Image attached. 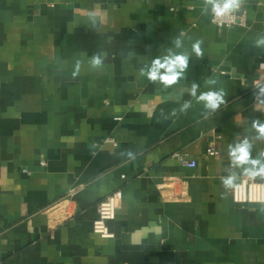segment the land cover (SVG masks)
Returning <instances> with one entry per match:
<instances>
[{"label":"crops","instance_id":"0c3cea01","mask_svg":"<svg viewBox=\"0 0 264 264\" xmlns=\"http://www.w3.org/2000/svg\"><path fill=\"white\" fill-rule=\"evenodd\" d=\"M242 7L243 25L220 26L204 0H0V264H264V203L235 202L221 179L242 171L237 135L264 150V0ZM169 49L189 67L165 89L140 69ZM209 78L226 93L213 113L190 95ZM117 189L103 238L97 205ZM64 201L72 215L54 224Z\"/></svg>","mask_w":264,"mask_h":264},{"label":"clouds","instance_id":"9594fccd","mask_svg":"<svg viewBox=\"0 0 264 264\" xmlns=\"http://www.w3.org/2000/svg\"><path fill=\"white\" fill-rule=\"evenodd\" d=\"M242 0H204L205 6H211V12L214 17L221 18L226 17L229 14L239 10ZM204 13H207V7L202 9ZM175 47L180 48L182 41L177 37L174 41ZM202 40L197 39L192 44V52L195 53L197 58L203 57L201 49ZM254 46L264 49V36L258 37ZM105 55L101 52L94 53L89 59L88 63L93 70H99L104 65ZM189 54L186 52L176 53L169 49V54L164 57H156L152 60L150 67L141 68L140 75L146 76L147 79L153 83L159 82L165 89L175 85L178 81L184 77L185 71L189 67ZM81 61H76V68L72 73L73 78L80 74ZM163 70V71H162ZM218 81L214 78H209L205 81V86L208 87V91L200 92L197 96V91L200 85L196 82L191 84L190 95L196 99L198 103L202 102L204 108L209 113L216 112L222 104H225L224 99L226 93L223 88L214 89V86ZM259 91L254 92L257 99L264 96V85H257ZM191 106V101L186 102L180 108V112L186 113L187 109ZM172 115H176V110H172ZM252 127L256 129L257 135L255 140L264 141V121L256 118L252 120ZM238 143L228 145V156L231 161L232 168H239L242 171L237 174L231 172L230 175L222 179V184L226 189H235L238 187L236 180L241 176L255 179L256 177L264 178V150L260 151L258 155L252 157L253 143L246 137L243 140H239V136L235 137ZM129 158V161L135 159V154L131 150H125Z\"/></svg>","mask_w":264,"mask_h":264},{"label":"built area","instance_id":"2783aa9c","mask_svg":"<svg viewBox=\"0 0 264 264\" xmlns=\"http://www.w3.org/2000/svg\"><path fill=\"white\" fill-rule=\"evenodd\" d=\"M211 18L214 23L220 26L243 25L245 23V12L243 11L241 3L239 10L229 14L228 16L216 18L211 12ZM261 67L264 70V63L261 64ZM261 85H264V82ZM262 97L263 96L259 99L255 97V100H261ZM208 153L215 155L218 152L214 148H210ZM179 158L189 167H195L197 165L196 160H189L181 154H179ZM236 184L238 187L233 189V198L235 202L240 204L264 203V181L257 178L251 179L242 176ZM123 197V191L121 189H117L105 196L97 205L98 216L94 220L93 231L103 238L114 237V234L109 228V222L115 220L117 217L119 208L123 202ZM64 203L65 201L57 203L51 207V209L57 211V214L52 219L54 224L60 223L72 215L70 213V207L68 208V204Z\"/></svg>","mask_w":264,"mask_h":264}]
</instances>
